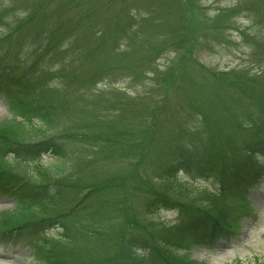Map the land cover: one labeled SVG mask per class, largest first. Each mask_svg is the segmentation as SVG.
I'll list each match as a JSON object with an SVG mask.
<instances>
[{
	"label": "trees",
	"instance_id": "16d2710c",
	"mask_svg": "<svg viewBox=\"0 0 264 264\" xmlns=\"http://www.w3.org/2000/svg\"><path fill=\"white\" fill-rule=\"evenodd\" d=\"M52 1L58 5L54 12V14L57 13L55 21L51 23L54 15L49 14L46 11V6L41 4L45 9L42 11L43 15L45 12V22L43 23L48 25V29L41 27L33 34L31 42L38 50L47 51L49 54L62 48V52L59 54L62 53L63 58L57 62L71 68L73 81H79V78L86 77L89 87H94L106 79L114 82L129 78L135 84L136 78H134L133 70L139 69L135 63L136 61L142 62L145 54L144 51L132 49V45H130L132 42H137L143 49L147 48V52L152 55H150L152 62L156 61L160 55L166 56V50L175 51L179 54L178 63L181 66V63L193 65L197 62L195 56L197 46L202 39L207 37V23L202 19L201 23L205 25L206 30L200 34L194 25L195 22L193 23L194 18H191L192 15L189 16L190 12L194 10L192 0H80L83 4L82 8L80 5L68 8L69 4L76 0ZM117 1L122 4V9L115 17L107 18V20L114 21V24L107 25L104 29L98 27L94 22L85 24L87 32L91 33L87 36L80 30L76 32L73 30L74 26H80L75 22L76 18L78 21L91 20V18H86L92 13L91 4L100 3L101 7L103 4L111 6ZM163 2L172 4L174 12L171 18H169V6L164 5ZM84 6L85 8H83ZM252 6L254 3L248 7V11H252L253 17L257 21H261L264 18V8L260 11H253ZM65 8L73 13L78 10L74 16L67 17L69 12H64L61 15ZM237 8L223 9L216 13L213 28H218V24L221 23L219 16H226L228 19L229 14L243 11L240 10L242 6ZM0 14H2L0 18L3 19V13ZM167 23L170 24L168 27H162ZM115 25L117 30L108 32V28H113ZM226 26H228L227 23L220 25L222 36H225ZM116 31L125 34L114 35ZM131 35V39L128 40ZM259 45L262 47L261 54L264 55V41ZM68 57L70 59H67ZM262 63L263 58L259 64L262 66ZM86 64L89 73L80 68ZM90 67L92 70H89ZM198 68L213 78H217L221 84L217 85V89L213 88L207 91V97L203 100L209 101V104L213 102L214 106H216V100H219L222 107L225 108V113H218L222 107H216L215 115L207 105L196 103L194 104L195 109L191 105L188 107L180 105L175 114L170 116L172 122H166L168 127L173 128L172 136L177 132L179 137L174 136V141H171L167 146L166 144L162 146L151 144L153 138L162 137L158 133V129L153 131V128L162 122L163 114L168 106L166 104L172 100L179 102L181 99L177 93L180 85L173 83L172 87L163 88L165 84L170 83L169 76H172L174 67H171L165 76L161 75V79L158 80L157 70L152 69L156 74L154 78H156L157 90L159 89L160 94L151 99L155 101L160 98L162 102L156 101L158 104L156 109L153 106V111L156 113L151 122H146V127L137 131L133 138L128 133L123 139V143L120 141L121 145L117 152L122 158L121 161H135L136 166L128 172L125 171L119 175L112 174L103 185L88 187L92 190L89 196L90 194L97 196L103 191H108L109 197L118 210L128 211L132 218L130 217V221L127 223L120 222L112 232H106L104 229L98 232L91 231L88 241L82 243L79 241L80 247L87 245L94 247L93 245H97L98 241L99 244L96 248L99 245H104L106 248L119 240L121 246L119 258L124 264H136V262H132V259L136 260L137 264H141L140 254L142 252L146 253V256L151 254L155 257L154 260H150L151 264H178V261L183 264H197L187 254L189 244L206 242L207 238L211 236L210 233L237 224L238 219L235 220V217L238 213L243 219L251 212L244 206V204L250 206L251 203L247 199V192H249V188L255 187L259 181L264 180V164L253 161L255 153H264V92H252L250 89V83H257L260 79L258 80L257 76L249 79L247 77V80L251 82L244 86L239 79L230 78L221 81L219 79L222 77H217L216 72L208 71L202 66ZM139 70L144 72V69ZM255 72L263 73L261 67H258ZM232 73H234L233 76H243L240 74L241 72L232 71ZM11 78L9 82L12 85L13 83L17 85L16 82H18L19 87H22L28 94L30 93L27 91L26 83L21 85L19 80ZM207 85L204 86L207 88ZM43 86L38 84L31 91L36 99L35 103L24 98L10 104L12 118L0 122V155L3 150H10L18 158L24 160L28 156L36 158L44 152L51 151L57 155L58 160H56L57 162L50 161L49 164L38 160L36 163V168H38L36 173L38 174L27 177L19 172L11 171L9 167L12 166V163L0 156V191L10 192L17 197L18 202L15 209L3 213L0 219V230H22L25 228L38 230L58 225L64 232L59 231L57 235H50L57 240L56 243L64 241L69 245L72 241L66 232L67 226L62 218H71L76 212L75 206L68 208L69 202L65 195V190L68 189L71 182L61 180L58 185H61L64 190L58 188L56 191L51 185H44L43 180L40 179L41 175L45 174L68 180L67 175L70 171L68 162L65 160L67 156L63 151L65 149L56 143V138L51 137V132L56 124V117L50 111L52 105L46 98L38 97L40 94L38 96L35 94L37 90L39 93L43 91ZM204 86L202 87L206 89ZM76 87L81 88V86ZM149 92L147 91L148 94L153 93ZM120 94L122 95H118V99L122 102V96H126L124 93ZM237 100L239 104H233ZM180 107L189 108L202 118L200 125L189 127V116H184L178 122L176 114ZM92 112L91 121L102 116L101 112L96 113L94 108ZM212 115L215 120L218 115L221 116V119L217 121L219 127L213 123ZM207 122L209 130L205 132ZM211 122L212 125H210ZM144 124L145 121L142 126ZM182 125L188 126L184 132L181 131L183 130ZM214 130H216L215 134ZM166 148L167 151H165ZM154 154H156L155 157ZM222 163L227 164L229 170L227 168L222 172L220 169ZM214 172L220 175L221 181L215 191H208L200 196L201 198L207 196L205 201L201 202L203 198L198 199L199 203L192 207L190 203L176 199L185 190V183L181 180L180 173L204 176ZM129 177H133V179L129 180ZM136 177L138 179H135ZM240 186L243 188L238 190ZM138 197L139 206L146 211L145 213L152 214L162 208L171 207L180 209L181 212H187L188 218L176 229L170 240H161L158 241V244L157 239L153 236V231L145 233L146 229L142 228L140 222L133 217L140 213L139 209L131 210L135 207ZM228 197L233 199L227 201ZM235 202L243 204V207ZM55 211L56 213L57 211L61 212L54 216L53 212ZM119 250L120 248L116 250L117 254H119ZM180 250L184 252L180 253ZM54 252L52 249L45 253L39 250L37 256L42 258L41 264H66L62 258L59 259L60 255L57 253L56 257ZM64 257L66 258V256ZM90 264L93 263L90 262Z\"/></svg>",
	"mask_w": 264,
	"mask_h": 264
},
{
	"label": "rangeland",
	"instance_id": "374dc122",
	"mask_svg": "<svg viewBox=\"0 0 264 264\" xmlns=\"http://www.w3.org/2000/svg\"><path fill=\"white\" fill-rule=\"evenodd\" d=\"M192 2L194 10L190 12L189 16L192 15L191 18H194L193 23L195 22L194 25L200 34L206 30L205 25L201 23L203 22L202 19L207 23V37L202 39L197 46L196 63L193 65L181 63L180 66L178 63L179 54L171 50H166V56L160 55L156 61L152 62L151 53L147 52V48L143 49L137 42H132L130 44L132 49H137L140 52L144 51L145 54H143L145 58L142 62H134L139 69H144V72L139 69L137 71L133 70L134 78H136L135 84L129 78L114 82L106 79L94 87H89L86 77L79 78V81H73L71 68L57 62L63 58V54H59L62 52V48H58L49 54L47 51L38 50L31 42L33 34L39 31L41 27L48 29V25L43 23L45 22V12L44 15L42 13L45 10L43 5L46 6V11L49 14L54 15L51 23L55 21L57 13L54 14V12H56L58 5L54 1L0 0V13H3V19L0 18V122L12 118L10 105L12 102L25 98L35 103L36 99L31 91L38 84L44 85V90L40 93L37 90L35 94L36 96L40 94L38 97L46 98L52 105L50 111L56 117V124L53 132H51V137L56 138V143L65 149L63 150L67 155L65 160L68 162L70 171L67 175L68 180L45 174H42L40 179L43 180L44 185L49 184L56 191L58 188L63 189L61 185H58L61 180L71 182L68 189L65 190V195L67 202H69L68 208L75 206L76 209L71 218H62L67 226L66 232L72 243L69 245L64 241L56 243L57 240L49 235H57L59 231L64 232L58 225L38 229L35 235L32 233L28 236L19 235L17 238L14 236L15 239L12 243H0V264H41L42 258L37 257V252L40 250L45 253L49 249L55 251L56 257L58 253L60 255L59 259L62 258L66 264H90V262L93 264H124L119 258L121 253L119 240L114 245H108L106 248L104 245H99L96 248L99 244L97 240V245H93L94 247L88 245L80 247L79 241L81 243L88 241L91 231L98 232L104 229L106 232H112L120 222L124 224L130 221V217L132 218L131 213L128 211L118 210L109 197L108 191H103L97 196H91V194L89 196L92 190L88 187L103 185L105 180L112 174L119 175V173L128 172L136 166L135 161H121L122 158L117 152L121 145L120 141L123 143V139L128 133L133 138L136 136L137 131L139 132L143 127H146V122H151L156 113L153 111V106L156 109L158 106L156 101L162 102L160 98L155 101L151 99L160 94L159 89L157 90L156 78H154L156 74L152 69L157 70L158 80L161 79V75L165 76L168 70L174 67L172 76H169L170 83L165 84L163 88H170L173 83L180 85L177 93L181 98L179 102L172 100V102L166 104L168 106L163 114L162 122L153 128V131L158 129V133L162 135V137L153 138L151 142V144H157V146L165 144L167 146L171 141H174V136L179 137L177 132L172 136L173 128L168 127L166 122H172L170 116L175 114L180 105L183 107L191 105L193 109H195L194 104L196 103L207 105L213 114L217 113L216 107H222L219 100H216V106L213 102L209 104V101L203 100L207 97V91L213 88L217 89V85L221 84L217 78H213L198 67L202 66L207 68L208 71L216 72L217 77L220 78L221 76L224 79H219L221 81L230 78L239 79L244 86L251 82L247 80V77L249 79L257 76L260 81H257V83L251 82L250 89L252 92H264V55L261 54L262 47L259 45L264 41V18L257 21L252 15L253 12L248 11L251 3H254V6H252L253 11H260L264 8V0H192ZM163 4L169 6V18H171L174 12L172 4L166 2H163ZM77 5L82 8L81 5L83 4L80 0H76L71 2L68 8H75ZM238 6H242L240 10L243 11L239 12L237 10V13L229 14L228 19L226 16H219L218 18L222 24L219 23L218 28H213L216 13L223 9H238ZM91 8L92 13L86 17L91 18V20L78 21V18H76L75 22L80 26H74L73 30L75 32L80 30L85 36L91 34L87 32L85 24L92 22L98 27H102V29L107 25L114 24V21L107 20V18L115 17L122 9V4L117 1L111 6L103 4L101 7L100 3H96L95 5L91 4ZM76 11L73 13L65 8L61 15L64 12H69L67 17L74 16ZM226 23L231 27L226 26L225 37L221 35L220 25ZM169 25L167 23L162 27H168ZM115 30H117L116 25L113 28H108V32ZM119 32L116 31L114 35L125 34ZM131 37L132 35L128 40ZM71 40L72 38L70 42ZM262 58L263 63L261 66L259 63ZM67 59H70V57ZM87 64L80 68L89 73L86 68ZM258 67H261L263 73L255 72ZM89 70H92V68L90 67ZM232 71L241 72L240 74L243 76H233ZM245 75L246 77H244ZM11 77L19 80L21 85L26 83L27 91H30V93L28 94L22 87H19L18 82H16L17 85L14 83L12 85L9 82L12 79ZM205 84H208L207 88L204 86ZM76 86H81V88ZM147 91L153 93L148 94ZM120 93H124L126 96H122V102L118 99V95H122ZM233 104H239V101L237 100ZM93 108L96 113L101 112L102 116L91 121ZM224 109L223 107L220 108L218 113H225ZM168 110L170 111L168 112ZM176 116H178V122L184 116H189V127L199 126L202 121V118L189 108L183 109L180 107ZM219 119H221L220 115L216 117V120L213 116L212 120L214 124L216 123V126H218L217 121ZM144 121L145 124L142 126ZM210 125H212V122ZM182 128L181 131L184 132L188 126L182 125ZM208 130L207 122L205 132ZM213 133L215 134L216 130ZM165 151H167V148ZM153 156L155 157L156 154ZM41 158L43 162L48 164L50 161L58 160L50 154ZM256 158L254 157L253 160ZM36 163H38V159L33 156H28L24 160L17 158L13 160L9 169L28 177L29 175L38 174L36 173L38 169ZM227 168L229 170L225 163L220 166L222 172ZM219 176L216 172L198 177L185 175L181 180L184 181L186 188L184 187L185 190H183V193L181 192L182 195L176 199L190 203L194 207L203 198L200 196L204 195L205 192L215 190L214 187L221 181ZM130 179L132 180L133 177H129ZM135 179H138V177ZM242 188L240 186L238 190ZM206 197L201 202L205 201ZM226 199L231 201L233 198L228 197ZM247 199L251 202L250 206L245 204L244 206L250 211H257L255 219L244 221L238 213L235 220L238 219V222L242 224L239 225L241 226L239 230H235L233 234H228V239L219 240L213 248L189 244V254H187L190 255L192 260H195L197 264H264V183L249 188ZM235 203L243 207V204ZM15 206L16 201L14 199L0 195V215L4 213V210H9ZM134 206L131 210L139 209L140 211L136 217L133 216L134 219L136 218L142 228L146 229L145 233L153 231L157 243L161 240H170L176 229L188 218L187 212H181L180 209L171 207L152 214L145 213L146 211L139 206V197ZM60 212L57 211L56 213L55 211L53 215L56 216ZM118 248H120L119 254L116 251ZM145 254L144 252L140 254L141 264H151L150 260H154L155 257L151 254L147 256ZM132 262L138 263L133 259ZM177 263L183 264L181 261Z\"/></svg>",
	"mask_w": 264,
	"mask_h": 264
}]
</instances>
